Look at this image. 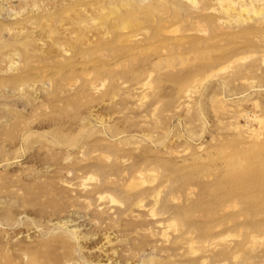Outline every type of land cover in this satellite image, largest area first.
<instances>
[{
    "label": "rangeland",
    "instance_id": "374dc122",
    "mask_svg": "<svg viewBox=\"0 0 264 264\" xmlns=\"http://www.w3.org/2000/svg\"><path fill=\"white\" fill-rule=\"evenodd\" d=\"M195 1L0 0V264H264V7Z\"/></svg>",
    "mask_w": 264,
    "mask_h": 264
},
{
    "label": "bare ground",
    "instance_id": "6f19581e",
    "mask_svg": "<svg viewBox=\"0 0 264 264\" xmlns=\"http://www.w3.org/2000/svg\"><path fill=\"white\" fill-rule=\"evenodd\" d=\"M190 1V4L192 6L197 5V1L195 0H187ZM216 5L218 7V12L221 14V16L226 20H228V22L231 21V19L233 20H239L241 22H244V15H248L249 13L253 12L254 15V8L255 5L256 7H264V0H215ZM256 8V9H257ZM217 12V13H218ZM222 19V20H224ZM221 20V19H219ZM101 199H109L111 202L112 199L109 197H100Z\"/></svg>",
    "mask_w": 264,
    "mask_h": 264
}]
</instances>
